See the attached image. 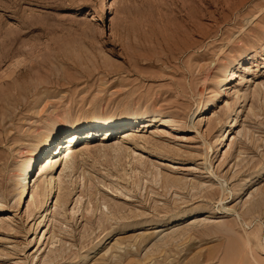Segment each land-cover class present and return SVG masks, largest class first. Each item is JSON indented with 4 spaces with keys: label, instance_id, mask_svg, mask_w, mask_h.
<instances>
[{
    "label": "rangeland",
    "instance_id": "374dc122",
    "mask_svg": "<svg viewBox=\"0 0 264 264\" xmlns=\"http://www.w3.org/2000/svg\"><path fill=\"white\" fill-rule=\"evenodd\" d=\"M263 40L264 0H0V264H264ZM133 116L152 121L70 145L45 223L26 216L51 127L61 156L65 132Z\"/></svg>",
    "mask_w": 264,
    "mask_h": 264
},
{
    "label": "bare ground",
    "instance_id": "6f19581e",
    "mask_svg": "<svg viewBox=\"0 0 264 264\" xmlns=\"http://www.w3.org/2000/svg\"><path fill=\"white\" fill-rule=\"evenodd\" d=\"M259 47H260V50L261 51H262V49H264V40L260 43V46ZM251 57H252L251 54L247 52V53H244V54H242L240 56L235 57L231 61L226 62L224 64V66H221V67L224 68L223 71H224V73H226L227 79L222 81V84L220 86V90L218 91V93H220V92L221 93H227V90L229 88L230 82L233 79H236V77L239 75L238 74V71H239L241 65H243L245 63V61H247ZM223 77L221 79H223ZM221 79H220V81H221ZM210 101L211 100H209V98L208 99H205L204 100L205 103L204 104H201V108L203 106L206 107V105ZM143 118L144 117H138V116L126 117L124 119L119 120V122H117L115 124H111L110 123V124H107V125L102 124V122L99 123V122L88 121L85 125H83L80 128H75L72 131L65 132L66 135H65L64 141L61 143V145L62 146H65L66 148L63 150L61 156L60 155H57V156H54V155H50L49 156L48 155V153L51 152V151H53L54 153L57 152V151H54V148H53L52 145H53L54 140L56 138V133H58L61 130L60 129V126H53V127H51V129L49 130V133L43 138V140L37 142L35 144V146L33 147V149L31 148L32 150L30 151V155H29L30 157H28L26 159V161L24 162L23 168H22L23 169V172H22V175H21L22 178L18 181L19 182V192H18V197H17L18 204L20 202H22V204H23L24 201H25V199L27 198V196L30 194L29 195L30 196V202L27 201L26 206L24 208L25 209L24 212L26 213V216L29 218V215H31L30 212L32 210L30 211V207L31 208L39 207V209L41 211H40V215L36 219L37 220V225L39 226V225H43L45 223V220H46V217H47L46 212L48 210V208H46L47 202L49 201L51 203L53 197L55 196V192L56 191H61L63 189V187L61 186L62 185L61 184L62 183V180H61V177H60L61 173L60 174L59 173L57 174V169L59 168L62 160L64 162H63V166H62L61 171H63L65 168H67L68 159L71 158L70 156L73 155V152H75V148L77 147V145L69 147L70 145L74 144L75 142L76 143H79L82 139H84V138L86 139V138H88L91 135L94 136L95 133L93 131L94 130L96 131L97 129H100V130L105 129V133H109V132L114 133L112 130L115 128V126H116V128H119V127L124 128L127 125H133V124H137V123L139 124L141 122H142V125L144 124V126H145V123H148V122H151L152 121V120H149V118H148V120H144ZM168 121H170V120H167V118H166V120H163L162 122H168ZM129 132H132V131H130V129H128L126 127L124 129V131L121 133L122 134V137L124 138V137L128 136L130 134ZM228 136H229V133H228V131L226 129L218 137V144H220L223 140L227 139ZM109 137H106L105 136V137H102V139L108 140ZM114 144L117 145V142H115ZM207 146H209V145H207ZM207 146H206V149H207ZM54 153H52V154H54ZM44 155H45V157H43ZM204 158L205 159L207 158V150L205 152ZM36 162H37V164H36ZM33 166H35L36 171L38 170V173L39 174H41V175L42 174H45V178H43L44 179L43 180V185L40 186V188L44 186V187H46L48 189L47 194H46V195H48V197H47V199L44 202H40L39 199H37V197L40 194V190H38V188H39L38 184H37V187H35L34 186L35 185V182H34L31 187L33 188V186H34L35 189H31V187L29 186L30 179L27 181L28 175L30 174ZM41 175H39V176H41ZM181 183L182 182H180V183L177 182V184H175V183L171 184L170 183V185H167L168 183H165V187L166 188L175 187V189L177 187V188H180L181 189V187L185 184L184 183V184L180 185ZM199 184H198V186H199ZM202 184H200V185H202ZM55 186H56V188H55ZM191 186H192V188L195 189V186H193V185H191ZM218 186H221V185H218ZM62 191H64V189ZM58 194H59V192H58ZM64 195H67V194H64ZM58 196L60 197V194ZM42 197H45V196H42ZM251 197H252V195L249 196V198L243 203V205L244 204H247V202L250 201ZM62 198L63 197H61V198L56 197V199H54V203H53L54 208L57 207V206L62 205V204L59 205V202L60 203L63 202L62 201ZM59 199L62 202L59 201ZM65 199L66 198H64L63 200H65ZM37 201H39L40 203L38 202L39 204L36 206ZM227 210H228V208H227ZM231 210H233V209H231ZM247 210H248V208H247ZM250 211H251V209H250ZM71 213H74V210L73 209H72ZM237 215L240 216L239 214H237ZM15 216H16V214H15ZM42 234H44V233H42ZM53 235H52V237L50 236V238L53 239V237H54ZM54 240H55V238L53 239V241ZM50 241H51L50 243L52 244L53 241L52 240H50ZM247 241H248V239H247ZM246 245H248V244H246ZM237 249H238V247H237ZM50 251H52V249ZM237 254H239V253H237ZM46 259H48V258H46ZM41 264H48V261L43 260V261H41Z\"/></svg>",
    "mask_w": 264,
    "mask_h": 264
}]
</instances>
